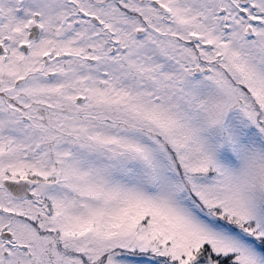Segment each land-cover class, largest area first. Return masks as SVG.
<instances>
[{
  "label": "snow or ice",
  "instance_id": "obj_1",
  "mask_svg": "<svg viewBox=\"0 0 264 264\" xmlns=\"http://www.w3.org/2000/svg\"><path fill=\"white\" fill-rule=\"evenodd\" d=\"M0 264H264V0H0Z\"/></svg>",
  "mask_w": 264,
  "mask_h": 264
}]
</instances>
